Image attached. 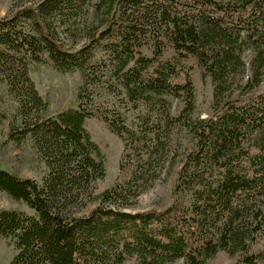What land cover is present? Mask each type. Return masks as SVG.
Returning <instances> with one entry per match:
<instances>
[{"label": "trees", "instance_id": "trees-1", "mask_svg": "<svg viewBox=\"0 0 264 264\" xmlns=\"http://www.w3.org/2000/svg\"><path fill=\"white\" fill-rule=\"evenodd\" d=\"M92 2L14 0L0 19V78L23 118L10 140L32 139L48 168L41 183L0 170V191L33 211H0V238L17 250L10 264H207L221 252L264 263V0H97L96 33L67 49L62 35ZM35 64L82 73L77 107L44 117ZM194 64L213 87L207 117L197 115ZM168 97L184 102L180 115ZM102 98L119 103L104 107ZM89 119L125 143L116 183L95 198L106 169ZM173 128L193 141L174 201L133 212Z\"/></svg>", "mask_w": 264, "mask_h": 264}, {"label": "rangeland", "instance_id": "rangeland-1", "mask_svg": "<svg viewBox=\"0 0 264 264\" xmlns=\"http://www.w3.org/2000/svg\"><path fill=\"white\" fill-rule=\"evenodd\" d=\"M14 0H0V19L11 14ZM97 0L86 7L82 16L75 26H72L69 33L62 35L61 39L67 49L78 50L82 46L89 44L90 37L96 33L95 27L101 22L96 16L95 4ZM101 27L100 30H103ZM74 34V35H73ZM253 52L246 50L243 59L247 65L252 60ZM193 81L196 89L197 115L207 117L211 112L213 99V87L209 79L204 78L199 68L194 64ZM101 73H107L105 67L100 68ZM103 73V74H104ZM30 77L35 84L39 94L46 102L47 109L44 117L50 118L69 108L77 107L78 93L83 84V76L80 71L72 73H61L50 66L35 64L30 67ZM245 80H239L235 87L244 85ZM264 92L263 82L259 88ZM171 103V114L178 116L184 108L181 99L168 97ZM99 103L111 108L116 101H105L99 99ZM20 105L10 93L6 83L0 78V170H6L16 174L20 178H31L41 183L48 173V168L38 153L32 139L21 142L10 140L13 131L21 130L23 118L19 113ZM130 122H137L136 111L131 107L124 110ZM33 117V116H32ZM87 129L101 147L106 175L103 179L94 183L93 198L97 197L106 189L111 188L117 181L120 173V162L124 150L123 139L110 130L103 122L96 119H89L86 123ZM166 149L161 154L160 165L157 170L158 175L151 185L144 190L140 197L132 201L131 211H161L169 207L173 201V190L177 183L178 174L181 170L182 160L185 155L193 149L192 138L185 130L173 128L166 140ZM100 204L98 199L88 204L82 214H87ZM15 210L33 214V211L26 205L11 198L7 193L0 191V211ZM17 254L15 247L5 238H0V264H10ZM125 264H137L129 261ZM173 264H185L184 260H178ZM207 264H244L239 260V256L230 257L224 252L209 260ZM259 264H264L263 262Z\"/></svg>", "mask_w": 264, "mask_h": 264}]
</instances>
